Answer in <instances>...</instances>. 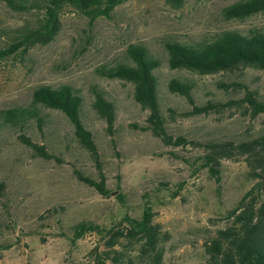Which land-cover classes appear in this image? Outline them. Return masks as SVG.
Instances as JSON below:
<instances>
[{"label": "rangeland", "instance_id": "obj_1", "mask_svg": "<svg viewBox=\"0 0 264 264\" xmlns=\"http://www.w3.org/2000/svg\"><path fill=\"white\" fill-rule=\"evenodd\" d=\"M241 0H186L179 8L164 0H124L110 18L89 21L70 7L60 14V30L47 45L17 52L0 62V110L26 106L38 86L71 85L84 97L85 125L93 134L98 160L75 140L73 127L60 111L40 109L44 125L0 131V264H90L89 252L107 251L123 264H149L140 257V240L122 238L110 251L107 238L93 233L69 241L70 228L92 222L115 228L124 217L139 218L145 207L168 238L160 264H206V243L229 225L227 214L252 188L241 156L222 159L214 175L203 158L206 143L264 133V113L255 117L243 106L183 117L191 109L184 97L168 91L173 78L194 81L195 103L238 99L241 90H221L226 75H196L166 64L165 40L193 43L222 31L264 30V14L226 20L224 7ZM38 15L17 13L0 0V48L13 42L19 25H35ZM130 44H144L161 59L155 73L159 97L172 141L164 144L147 126L149 112L133 98V85L103 78L102 66L124 60ZM239 80L264 99V72L245 69ZM104 91L115 106L111 129L94 110L93 90ZM30 137L53 158L45 160L18 140ZM76 173L102 182L109 193L78 180ZM264 194V192H263ZM264 196V195H263ZM250 199V198H249Z\"/></svg>", "mask_w": 264, "mask_h": 264}, {"label": "trees", "instance_id": "obj_2", "mask_svg": "<svg viewBox=\"0 0 264 264\" xmlns=\"http://www.w3.org/2000/svg\"><path fill=\"white\" fill-rule=\"evenodd\" d=\"M7 7L17 13L33 12L38 19L33 26L19 25L13 32L14 40L5 48H0V62L13 54L24 53L37 45H47L54 40L60 30V14L70 7L89 21L97 18H110L114 9L124 0H3ZM172 7L179 8L186 0H164ZM226 20H243L256 14H264V0H241L222 9ZM166 64L172 70H184L196 75H226V81L217 85L221 90H241L238 99L226 101L209 100L200 105L195 103L193 90L195 83L184 78H173L167 83V89L173 94L184 97L191 109L182 113L183 117L208 114L211 110L247 104L252 117L264 113V99L256 90L250 89L239 80L237 73L245 69L264 72V30L255 29L247 33L238 30L222 31L210 40L186 43L177 40L163 41ZM124 60L110 67H100L103 78L121 80L133 85V98L148 110L147 126L153 136L164 144L175 146L185 143L178 138L172 141L167 133L166 118L162 112L159 97V81L155 71L161 67V59L144 44H130L124 52ZM84 97L80 90L71 85L38 86L31 94L26 106L0 110V131L5 127L22 129L33 123L39 130L44 125L40 109L62 112L73 127L76 142L98 160V151L93 134L85 125ZM92 106L97 114L112 128L115 120V106L108 95L99 89L93 90ZM18 140L31 148L37 156L49 160L53 155L45 148L34 143L30 137L21 134ZM209 149L203 157L209 170L219 174L218 165L222 159L241 156L246 165V177L255 182L238 204L227 214L229 225L217 230L208 243L206 264H264V133L258 136L243 137L240 140L206 143ZM79 181L94 187L99 194L108 196L102 182H97L78 173ZM3 184L0 183V191ZM1 193V192H0ZM250 198V199H249ZM150 207H145L139 218L124 217L121 225L115 228H103L92 222H80L70 228L69 241L73 242L85 234L93 233L100 239L107 238L106 247L114 250L122 238L140 240V257L148 259L149 264H160L168 234L152 221ZM90 264H123L118 256L110 258L107 251L98 252L94 247L89 252Z\"/></svg>", "mask_w": 264, "mask_h": 264}]
</instances>
